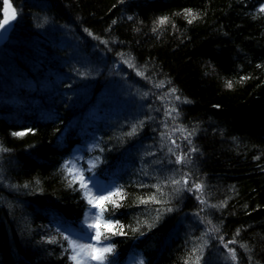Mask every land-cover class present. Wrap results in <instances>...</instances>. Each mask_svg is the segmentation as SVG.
<instances>
[{
	"label": "trees",
	"instance_id": "trees-1",
	"mask_svg": "<svg viewBox=\"0 0 264 264\" xmlns=\"http://www.w3.org/2000/svg\"><path fill=\"white\" fill-rule=\"evenodd\" d=\"M10 2L18 17L0 45V264H73L61 234L84 237L91 206L70 186L69 161L120 190V206L105 205L125 232H105L115 246L108 263L192 264L203 246L200 264H264V0ZM3 9L0 0V22ZM169 148L188 153L185 163ZM184 177L187 186L171 183ZM193 182L203 193L187 190ZM154 194L161 203H140ZM233 239L235 262L223 246Z\"/></svg>",
	"mask_w": 264,
	"mask_h": 264
},
{
	"label": "snow or ice",
	"instance_id": "snow-or-ice-1",
	"mask_svg": "<svg viewBox=\"0 0 264 264\" xmlns=\"http://www.w3.org/2000/svg\"><path fill=\"white\" fill-rule=\"evenodd\" d=\"M4 4V19L3 22H0V30H6L5 26L9 25L10 26V20L15 21L18 17V12L15 8L12 7V4L10 0H3ZM11 9V16L9 17L8 13L9 10ZM187 15L192 16V19L188 20V23H192L194 19H196V16L192 15V10L191 9H185L184 10ZM260 12L264 13V5L260 7ZM168 17H161L158 19V24L163 25L167 23ZM92 35L91 33H89ZM99 39V37H97ZM104 43H107L104 41ZM123 55V54H120ZM124 63H127L129 67L136 69V65L132 63L129 60H125ZM137 75L144 76L145 74L139 70H137ZM246 79V77H241V81ZM158 87L163 86L157 85ZM226 87L232 88L233 84L231 81H228L226 83ZM176 89L172 88L170 89V93L172 95H175ZM176 100H180V96H175ZM184 102H190L187 101L185 98ZM173 113L178 114V109L172 108L168 111V115L171 116ZM139 126H143V121L139 122ZM137 126H133L132 130L128 133L129 136L136 135L137 134ZM178 131L181 132H186L187 135L184 136V139L188 140L189 143H191L190 137L192 136V132H188L187 129H177ZM32 132L31 129L27 131H21V132H14L12 135L17 136V137H23L27 134ZM173 145L176 144L175 140L171 141ZM177 147H179L177 145ZM0 151H7V149H4L0 147ZM168 151L172 153L173 155H176L173 148H169ZM191 152L197 151L195 147H193ZM188 153H182L180 155H176L175 163L177 164H183L185 163L186 159L188 158ZM69 164H71V161H69L67 164H65V169L68 173L69 176H72V180L70 182V186L75 187V185L78 183L79 188L76 190H82V195L83 198L87 201V203L91 206V208H95L98 211L96 213H90L91 215V220L90 222H87V229L89 231L85 232V235L83 238L78 237L77 239H73L69 235H63L61 234L62 240L67 241V248H64V245L61 243L60 240H57L55 237L49 238L46 242L49 244H60L62 248H64V251L66 253H70L68 255L69 260L73 262V264H90L91 261H96L97 264H108V257L111 254L115 253V246L112 244H105L103 243V240H107L110 238L109 235H106L105 232L110 233L111 235H125V232L123 231L124 225L120 224L119 221H113L110 217L105 219L104 213L108 211L106 208V204H111L113 209L116 207H119L120 205L116 204L115 201L112 199L114 195H117L119 193V189H116L115 191L109 190L107 194H105L103 191H100L97 189L98 194L93 192V188L96 187V182L94 180L93 176L90 177H85L83 175V171L77 170L76 173L73 172V168L69 167ZM96 165L93 163L92 168H94ZM91 170V169H89ZM67 178V177H66ZM188 178L184 177L182 180H172V184H183L184 186L188 185ZM92 185V187H89V185ZM27 187V185H25ZM152 187L157 189L158 193H161L162 195V189L160 185H153ZM187 190L189 192L192 191H197L200 193H203L204 190V185L202 183H192L191 187H188ZM197 199L200 201L201 204L206 203L205 200H203L200 196H197ZM149 202L153 203H161V200H158L156 198V195L150 196L148 199H141L140 203L141 204H147ZM215 207V205H213ZM159 211V210H158ZM167 212L173 211L172 208H167L165 209ZM157 220L160 219V216L158 215ZM119 224L120 230H114L116 228V225ZM209 224H211V221H209ZM154 225H150L149 227H153ZM101 228L105 229V231H101ZM133 231H139V229H133ZM208 231H216L218 232L219 229L215 228L214 226L209 228ZM140 235H144L143 232L140 233ZM236 235H239V230H237ZM221 241L223 242V237H220ZM91 241H95V243H92ZM238 241L235 239L229 240L224 243V248L227 249L229 253V258L232 261H237V254H236V249L235 248H230L229 244H236ZM241 247L247 248L246 245H241ZM202 251H203V246H200L198 248H193L192 253L194 256V259L192 260V264H200L202 257ZM200 253L199 255H196V253ZM190 259H192L190 257ZM141 264H143V261H141ZM185 264H189V261L186 260Z\"/></svg>",
	"mask_w": 264,
	"mask_h": 264
},
{
	"label": "rangeland",
	"instance_id": "rangeland-1",
	"mask_svg": "<svg viewBox=\"0 0 264 264\" xmlns=\"http://www.w3.org/2000/svg\"><path fill=\"white\" fill-rule=\"evenodd\" d=\"M8 15H9V17L11 16V9L9 10ZM4 16H5V13H4ZM3 19H4V18H3ZM2 22H3V21H2ZM14 22H15V21H11V20H10V26H9V25H6V26H5V29H6V30H0V45H1V44L7 39L8 35H9V33H10V31H11L13 25H14ZM78 160H81V157H80ZM72 164H73V169H74L75 172H77V170H81L79 164H76V163H73V162H72ZM77 165H78V166H77ZM96 185H97V186L93 188V192L96 193V194H98L97 189H99L100 191H103L105 194H107V192H108L109 190L114 191V190H113V187L108 186V185H106V184H104V183H102V182H96ZM89 187H92V185L90 184ZM97 211H98V210L95 209V208H90V209L87 211V213H86V215H85V218H84V220H83L84 234H85L86 231H89V230L87 229V222H90V220H91V215H90V213H96ZM68 232H69V231H68ZM69 234H70V235H76L75 233H73V231H70ZM208 235H209V234H208ZM71 237H72L73 239H77V236H71ZM78 237H80V236H78ZM80 238H83V237H80ZM91 242H92V243H95V241H91ZM90 264H97V262H96V261H91ZM108 264H110V263H108ZM125 264H141V259H140L139 257H137V256H132V257H131V258H130Z\"/></svg>",
	"mask_w": 264,
	"mask_h": 264
}]
</instances>
